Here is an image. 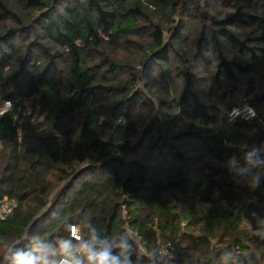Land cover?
Masks as SVG:
<instances>
[{
  "label": "trees",
  "instance_id": "1",
  "mask_svg": "<svg viewBox=\"0 0 264 264\" xmlns=\"http://www.w3.org/2000/svg\"><path fill=\"white\" fill-rule=\"evenodd\" d=\"M211 2L0 0V264L93 235L119 264H171L158 236L172 264H264V0Z\"/></svg>",
  "mask_w": 264,
  "mask_h": 264
},
{
  "label": "clouds",
  "instance_id": "2",
  "mask_svg": "<svg viewBox=\"0 0 264 264\" xmlns=\"http://www.w3.org/2000/svg\"><path fill=\"white\" fill-rule=\"evenodd\" d=\"M259 163L264 164V161ZM85 262L86 264H119L118 256L113 254L109 247L104 246L98 235L75 242L64 239L57 245L42 248L37 255L19 254L18 259V264H85Z\"/></svg>",
  "mask_w": 264,
  "mask_h": 264
},
{
  "label": "built area",
  "instance_id": "3",
  "mask_svg": "<svg viewBox=\"0 0 264 264\" xmlns=\"http://www.w3.org/2000/svg\"><path fill=\"white\" fill-rule=\"evenodd\" d=\"M1 86H2V79L0 78V90H1ZM26 103L29 104V102L25 101L24 110H22V106H19L18 111L24 112V114H30L29 105H27ZM15 106H16L15 101L10 99H2L0 97V115H5L11 112L12 110H14ZM255 115H256V111L253 108L248 106H240V107H235L231 110L229 114V120L232 121L237 118H242L247 120ZM0 149H1V140H0ZM15 206H16L15 200L5 198L0 203V219L1 220L7 219L13 213ZM71 233L75 237L79 238L77 227L72 226ZM132 236L135 237V239H138V235L134 231H132ZM157 244L159 246L158 256L172 264L173 255H174L173 247L168 242H165L160 236H158L157 238Z\"/></svg>",
  "mask_w": 264,
  "mask_h": 264
},
{
  "label": "rangeland",
  "instance_id": "4",
  "mask_svg": "<svg viewBox=\"0 0 264 264\" xmlns=\"http://www.w3.org/2000/svg\"><path fill=\"white\" fill-rule=\"evenodd\" d=\"M220 1L221 0H212V2H211V4H208L206 7H205V9H204V12H207L208 13V15H211V13H214V14H221V15H225L226 13H228V9L229 8H227V6L226 5H223V6H221V3H220ZM208 6H210V8H209V10H208ZM201 19H203V20H201ZM200 20L201 21H206V18H200ZM169 23H171V22H169ZM168 23V24H169ZM187 23H188V25H189V21H187ZM171 25H172V23H171ZM171 25H170V27H171ZM187 25V26H188ZM147 33H148V31H141V33H140V35H141V37H139L138 38V41H140L141 43H143L144 45H146V44H148L149 43V41H150V39L147 37ZM172 37H173V35L171 34V32H165V40L168 42V41H170L171 39H172ZM183 37V36H182ZM178 49H181V47H179ZM128 55V54H127ZM127 55H125V56H127ZM132 55H134L135 56V58L137 59V60H139V59H141L142 57H144V52H135V51H133L132 52ZM172 58H173V56H171ZM170 65H173L174 63H175V60H171L170 62H168ZM156 65H154V66H151L150 67V69L148 70L149 72L148 73H150V78H148L147 76H144V79H145V81H148L149 79H153V77L154 76H156V74H157V72H158V70H159V68H160V66L157 64V63H155ZM121 79H126V77H125V75H122L121 77H120ZM145 81L144 80H142V81H140V82H138L135 86H134V90H137V89H140V90H142L144 93H148L147 92V88H146V83H145ZM29 102V104L28 103H26L27 105H29V109H30V111H29V113H32L33 112V109H34V103H33V101H31V100H29L28 101ZM157 113H159V110L157 111ZM84 179H89V180H91V176L90 175H86V176H83L82 178H81V181H80V183L81 182H85V180ZM88 180V181H89ZM56 188H55V190L58 188V186H55ZM59 190V189H58ZM57 190V191H58ZM56 191V192H57ZM78 229V228H77ZM71 232H72V228H71Z\"/></svg>",
  "mask_w": 264,
  "mask_h": 264
},
{
  "label": "water",
  "instance_id": "5",
  "mask_svg": "<svg viewBox=\"0 0 264 264\" xmlns=\"http://www.w3.org/2000/svg\"><path fill=\"white\" fill-rule=\"evenodd\" d=\"M125 202H126V201H125ZM125 202H124V203H125Z\"/></svg>",
  "mask_w": 264,
  "mask_h": 264
}]
</instances>
